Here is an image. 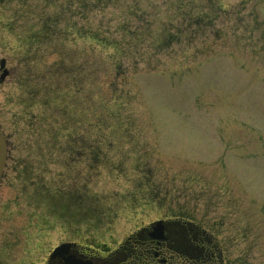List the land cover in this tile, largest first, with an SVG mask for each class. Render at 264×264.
Masks as SVG:
<instances>
[{
  "label": "rangeland",
  "instance_id": "obj_1",
  "mask_svg": "<svg viewBox=\"0 0 264 264\" xmlns=\"http://www.w3.org/2000/svg\"><path fill=\"white\" fill-rule=\"evenodd\" d=\"M66 1L0 0L13 69L0 128L33 164L27 180L48 185L0 189V264H42L74 227L81 242L113 243L177 212L216 236L228 264H264V0L83 13ZM193 4L211 12L203 30ZM39 27L44 43L23 45Z\"/></svg>",
  "mask_w": 264,
  "mask_h": 264
},
{
  "label": "flooded vegetation",
  "instance_id": "obj_2",
  "mask_svg": "<svg viewBox=\"0 0 264 264\" xmlns=\"http://www.w3.org/2000/svg\"><path fill=\"white\" fill-rule=\"evenodd\" d=\"M6 58V67L8 76L4 82L13 75V69L9 66V59ZM3 68L0 70L2 73ZM1 83V81H0ZM3 83V82H2ZM17 133V139L19 133ZM8 150L7 159L3 172V177L0 180V189L2 186L13 184V183H32L37 186H45L48 188L47 183H44L42 179H29L28 177L32 171V164L29 161L26 162L27 155L24 158H19L16 153V142H12L14 134L6 135ZM75 144L77 143L74 140ZM75 151V145H72V152ZM9 171H12L13 176L9 175ZM10 187V185H9ZM50 192V191H48ZM52 195V192H50ZM54 197V195H52ZM1 200V196H0ZM174 219L184 220L186 222L195 223L190 214H175ZM198 224V223H197ZM195 228H186L188 237L183 241H178L175 237L167 236V238L156 239L153 237H141L137 233L130 235L129 237L122 240H115L113 243H100L95 242L93 235H87L86 240L81 242V233L78 227H74L73 234H68L66 238H63L56 244L52 249H48V253L45 254L44 261L42 264H51L54 259H51L52 252L56 246L61 243H69V253H64L59 264L64 263L63 257L69 256L70 254L79 256L80 253L87 254L89 256L97 257H108L113 252L123 251L130 247V251L125 253L116 260L114 264H224L222 258L221 244L216 238L208 232V229L203 228L202 225H197ZM48 227L45 226V229ZM180 243V244H179Z\"/></svg>",
  "mask_w": 264,
  "mask_h": 264
},
{
  "label": "trees",
  "instance_id": "obj_3",
  "mask_svg": "<svg viewBox=\"0 0 264 264\" xmlns=\"http://www.w3.org/2000/svg\"><path fill=\"white\" fill-rule=\"evenodd\" d=\"M115 1L116 0H67L66 1V6H69V8H71V7H74L75 4H76L78 6V8H79L80 13H83V11H88V10H98V11H100V10L107 9L108 7H111V6L114 7L115 6V3H116ZM125 2H126V0H124V4H125ZM139 2H140V0H139ZM142 2L143 1L141 0V3ZM218 4H219L218 5V8L220 9L221 8V4L220 3H218ZM126 5L127 6H126L125 9L128 11V14L130 15L131 19L132 18H135V16L137 15L135 13V11L132 9V7L130 5H128V4H126ZM134 5L136 6V8L141 7V9L139 8L140 11L145 12L144 11L145 9H144V4L143 3H142L143 7L138 2H136V1H134ZM182 5L184 6L186 4H182ZM187 5H190V3H187ZM193 7L194 8H190V9L197 10L198 12H197L196 15L194 13L190 15V17H189L190 18V21H191L190 23L196 24L199 29L201 28L203 30V28H204L203 25L206 24V21L205 20L211 15V12H209V11L210 10L211 11H216V10L213 7L212 3L209 6V8H210L209 11L207 10V6L206 5L204 7H202V8H199V4H193ZM205 8H206V10H205ZM79 11H78V13H79ZM129 20L130 19H128L126 21L128 24H130V21ZM59 29L60 28L57 27L55 29V31H57V33H58V31H60ZM170 36H171V34H170ZM170 36H169V38H170ZM57 39H58V36L55 37V40L51 44L58 43ZM94 39L97 40L98 39V35H95L94 36ZM99 39L102 41V40H104V37L99 38ZM112 45H115V44H112L111 42H109V47H113ZM54 48L56 50L55 52H59L60 48H58V45H54Z\"/></svg>",
  "mask_w": 264,
  "mask_h": 264
},
{
  "label": "water",
  "instance_id": "obj_4",
  "mask_svg": "<svg viewBox=\"0 0 264 264\" xmlns=\"http://www.w3.org/2000/svg\"><path fill=\"white\" fill-rule=\"evenodd\" d=\"M6 148H7V144L5 138L3 137L2 134H0V177L5 163ZM162 226H163L162 222H157L156 224H154V229L157 230L158 228H162Z\"/></svg>",
  "mask_w": 264,
  "mask_h": 264
}]
</instances>
